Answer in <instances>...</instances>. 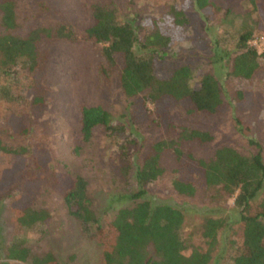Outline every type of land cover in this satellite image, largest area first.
Instances as JSON below:
<instances>
[{"label":"trees","instance_id":"trees-1","mask_svg":"<svg viewBox=\"0 0 264 264\" xmlns=\"http://www.w3.org/2000/svg\"><path fill=\"white\" fill-rule=\"evenodd\" d=\"M189 1L206 19L205 10L213 6L212 2ZM183 4L179 8L169 6L162 21L149 17L141 23L137 22L135 13H121L112 1L92 0L89 24L81 32H76L63 20L45 26L35 25L21 32L15 2L0 0V79L19 76L26 81L25 92L32 94L26 93L30 96V118L34 120L42 117L45 108L42 84L51 45L55 42L101 45L99 80L104 88H109L112 83L115 85L126 113L116 115L101 105L81 106L78 124L80 143H88L94 131L101 130L104 137L114 143L119 175L127 178L131 172L135 191L128 197L132 203L118 209L110 222L104 226L98 224L85 179L54 170L53 158L45 143L39 141L34 143L36 147H30L35 148L38 155L24 149L27 146L23 144L1 149L9 152L12 160L19 154L26 157L27 171L20 173L19 186L31 190L41 187L55 190L67 215L78 223L87 238L102 248L103 264H209V249L223 221L205 219L201 236L208 249H188L179 236L183 222L181 211L144 198L148 185L163 172L159 165L160 154L169 151L176 165L171 187L177 195L191 197L200 189L214 191L215 196L223 200L232 198L238 216L234 228L238 244L236 254L228 264H264V193L259 194L264 189V164L259 144L250 142L255 149L248 155L219 147L207 160L183 151L180 148L183 143L205 145L211 137L195 127L174 123L168 108L178 109L185 116L218 114L226 108L223 89L210 72L202 73L197 83H193V67L188 61L176 64L164 78L155 74L159 64L169 58L172 44L185 34L187 19ZM250 4L255 11L254 0H250ZM260 8L264 13V0H260ZM246 16L245 25L233 40L232 47L218 49L215 43L211 62L224 69L227 78L250 81L264 77V53H258L249 45L254 37L253 30L258 28H250L246 23L249 14ZM253 24L257 25L259 21ZM242 98L241 91L234 92V102L239 103ZM147 104L151 105V112L146 108ZM143 125H153L160 131L161 138L149 146L147 153L138 157L142 146L136 130ZM4 126L9 138H23L28 134L18 112H9ZM25 141L28 145L31 142L28 137ZM190 168L197 173L195 179L180 173ZM10 185L9 188H15L18 183ZM8 196L12 199L13 235L47 220L48 214L36 209L33 202L21 203L13 194ZM4 258L29 261L30 264H58L48 253L30 255L18 240L9 244Z\"/></svg>","mask_w":264,"mask_h":264},{"label":"rangeland","instance_id":"rangeland-1","mask_svg":"<svg viewBox=\"0 0 264 264\" xmlns=\"http://www.w3.org/2000/svg\"><path fill=\"white\" fill-rule=\"evenodd\" d=\"M13 1L21 32L28 27L45 26L62 20L69 23L76 32H81L89 24L92 0ZM100 1L114 2L121 13H135L137 22L141 23L149 17L162 21L169 6L179 8L184 3V0ZM210 1L213 6L205 10V19L193 2L186 0L183 4L187 19L185 34L172 44L169 58L159 64L155 74L158 78H164L176 64L188 61L193 67V83H197L202 73L210 72L223 89L226 108L218 114L185 116L178 109L168 108L174 123L195 127L211 137V141L205 145L183 143L180 146L183 151L205 160L219 147H228L248 155L255 149L250 144L254 142L260 146L264 164V77H256L250 81L227 78L225 70L211 62L215 43L218 49L232 47L233 40L240 33L242 25H245L246 14H249L246 21L249 27L258 28L257 31L253 30L254 37L249 45L258 53H264V13L260 8V0H254L257 7L255 11L250 0ZM256 20L259 21L257 25L253 24ZM100 48L101 45L91 42H55L51 45L42 84L45 108L38 120L30 118L29 103L32 94L25 92L28 88L26 81L19 76L9 80L0 79V262L4 264H30L29 261L4 258L7 247L14 240L21 241L30 255L42 256L48 253L58 264H103V259L102 248L87 238L80 231L78 223L67 215L55 190L47 187L31 190L19 186L20 173L27 171L26 157L19 154L12 160V155L1 148L23 144L28 147L24 149L38 155L35 148L30 147H36L34 143L39 141L45 143L53 158L54 170L85 179L91 209L98 224L102 226L114 218L118 209L132 203L128 197L135 191L131 172L127 178L119 175L113 141L106 139L99 129L94 131L88 143L82 144L79 141L81 106L101 105L114 111L116 115L126 113L115 85L112 83L109 88H104L99 80ZM235 91L243 94L239 103L234 102ZM146 108L149 112L152 111L151 105L147 104ZM9 112L21 114L23 123L27 126V136L7 137L4 119ZM136 132L142 146L138 157H142L149 146L161 138V133L153 125L140 126ZM27 137L31 140L29 145L25 143ZM159 165L163 172L155 182L148 185L144 198L151 203L168 204L181 211L183 222L179 236L188 249L207 250L206 240L201 236V225L207 218L221 219L223 225L217 230L215 242L209 249V264L230 263L238 244L234 236L238 216L232 198L223 200L217 198L214 191L200 189L191 197L177 195L171 187L176 168L172 153L162 152ZM180 173L188 179L197 177L193 168ZM13 182L18 183V186L9 188ZM9 193L21 203L33 202L36 209L48 214L47 220L43 224L21 230L19 235H13L10 210L12 199H9ZM263 193L264 189L259 193L260 196Z\"/></svg>","mask_w":264,"mask_h":264}]
</instances>
